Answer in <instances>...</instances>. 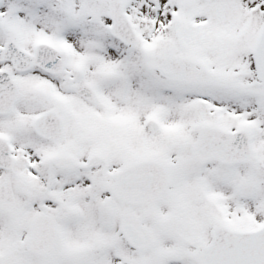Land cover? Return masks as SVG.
Wrapping results in <instances>:
<instances>
[{"label": "snow or ice", "instance_id": "obj_1", "mask_svg": "<svg viewBox=\"0 0 264 264\" xmlns=\"http://www.w3.org/2000/svg\"><path fill=\"white\" fill-rule=\"evenodd\" d=\"M0 264H264V0H0Z\"/></svg>", "mask_w": 264, "mask_h": 264}]
</instances>
